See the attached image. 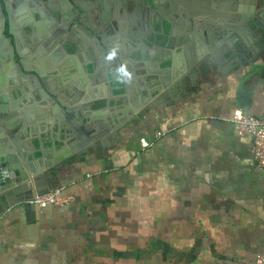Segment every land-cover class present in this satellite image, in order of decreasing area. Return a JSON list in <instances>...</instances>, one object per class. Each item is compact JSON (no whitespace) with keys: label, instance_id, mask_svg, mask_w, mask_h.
Here are the masks:
<instances>
[{"label":"crops","instance_id":"0c3cea01","mask_svg":"<svg viewBox=\"0 0 264 264\" xmlns=\"http://www.w3.org/2000/svg\"><path fill=\"white\" fill-rule=\"evenodd\" d=\"M165 1L156 12L172 22L169 38L152 40L157 25H150L141 45L127 32L108 41L127 68L138 55L150 69L144 78L133 73L126 83L131 102L124 106L132 108L140 98L146 107L108 146L97 139L85 143L89 135L81 114L102 107L97 100L113 99L108 78L114 61L91 44L76 54L57 43L47 50L48 59L58 47L63 54L56 63L62 71L48 85L64 95L75 91L69 112L59 105L55 111L60 124L80 132L82 147L34 191L62 189L73 202L39 210L19 201L6 207L1 199L0 264H255L264 253V171L252 160L251 138L238 135L231 124L240 109L264 118V37L242 32L250 55L241 47L221 52L209 42L210 23L201 22L196 8L174 4L172 10ZM207 10L212 22L213 9ZM169 29L166 23V34ZM92 54L102 74L89 79L78 73L77 63L88 65ZM141 79L149 87L155 80L170 83L167 95L158 100L155 88ZM56 123L32 122L48 161L54 160L51 143L60 133ZM28 139L34 140L27 135L16 140L24 149L31 148ZM142 139L154 147L143 151ZM10 140L0 133V146Z\"/></svg>","mask_w":264,"mask_h":264},{"label":"flooded vegetation","instance_id":"af4514ba","mask_svg":"<svg viewBox=\"0 0 264 264\" xmlns=\"http://www.w3.org/2000/svg\"><path fill=\"white\" fill-rule=\"evenodd\" d=\"M0 1L5 27L10 21L13 23L14 39L12 38L11 41L14 53H16L17 63L11 62L9 43L3 41L1 48L4 50L5 56L0 59V77H7L6 82L2 81L7 83V88H1L3 83L0 82V128L3 126L5 128V122H54L55 119V122L62 123V118L55 111L57 107L55 108L54 104L64 105V110L67 112L69 105L74 104L75 91L71 92L70 95H64L65 92L56 85L55 89L49 93L51 98L40 94L37 91L39 88L37 82L40 81L44 89H47V86L41 81L40 73L33 70L38 69L37 58L46 57L47 50L53 48L56 43L57 46L62 45L66 52L71 50L73 54H76L79 48L85 44L96 47L98 45L99 49L102 47V53L107 57L112 50L108 43L112 39L111 37L118 33L125 34L127 32V37L133 44L136 46L141 45L145 38L142 33L143 30L145 32L150 25L156 26L159 17H162L159 14L156 15L150 12L152 4L149 3V0H147L148 3H146V0H101V2L96 1L92 5L85 6L86 12H84L85 10L82 12L75 6H70L67 0H41V4H38L35 0ZM164 2L166 1L161 0L160 4ZM105 13H109L111 17L106 18ZM79 25L91 31L97 42L95 43L94 38H89L81 33L78 29ZM234 33H237V31H234ZM4 34L9 38L5 30ZM158 36L169 38L162 34L157 25L152 40L154 39L157 42ZM77 37L84 38H81L84 43L80 41L81 46L79 47L75 46ZM239 41L242 40L238 36V40L235 41L237 46L241 43ZM209 42H211L210 39ZM118 55L113 59V65L111 64L109 67L113 71L110 82L116 80L114 77L115 69L122 65ZM134 58L135 62L127 69L131 73L139 74L141 78H144L146 74L150 73V69L146 67L145 63L139 61L138 55H135ZM89 59V63L92 61L94 66L95 63H98L97 68L98 70L101 69V63L96 56L92 54ZM16 65L23 71L24 75L21 74L19 69L17 70ZM103 67L107 68L105 65ZM52 69L50 67V70L45 73L47 81L53 75L54 78L58 79V73L62 71L61 68H58V70ZM91 70L92 65L85 68V71L91 72ZM159 82L162 83V81L155 80L153 84H150V87L148 82H142L141 84H148L146 86L148 89L155 88L156 93ZM109 87L110 89L112 87L111 93L113 96L123 93V91H119L122 90V85L109 83ZM9 88L11 90H8ZM62 96H65V98L63 99ZM118 103L120 107L122 104L119 101ZM39 110L40 112H38ZM37 133L39 134V130L36 127L33 134L38 135ZM11 141L8 144H11Z\"/></svg>","mask_w":264,"mask_h":264},{"label":"water","instance_id":"95a60500","mask_svg":"<svg viewBox=\"0 0 264 264\" xmlns=\"http://www.w3.org/2000/svg\"><path fill=\"white\" fill-rule=\"evenodd\" d=\"M38 4H41V0H35ZM46 1V0H45ZM70 6H75L79 8L82 12L85 10V6H89L94 4V2H101V0H91V1H83V0H67ZM161 0H149V3L152 4L151 13L158 15L156 9L159 8L158 4H160ZM146 3L147 0H146ZM170 8L173 10L175 8L174 4L182 7H188L187 5H191L196 8L198 11V16H200L201 22L203 23H210L209 26L205 25L206 27V36L210 39V43L212 46H215L216 49L220 50L221 52H226L230 49L231 52L235 51L238 48H243L249 55L252 53L251 51L247 50V45L245 40L243 39V33H249L250 31H254L259 37H264V0H169ZM212 4V5H211ZM212 7L213 11L211 16L214 20L211 22L209 19H206L208 13V8ZM189 10V9H188ZM86 12V10L84 11ZM219 14H218V13ZM219 16V20H216L215 17ZM159 22L157 25L159 26V30L164 34V36H170L172 33V22L165 17H159ZM170 26L169 32L165 33V24ZM87 24V23H86ZM78 29L81 33L86 35L89 38H94L91 31L83 27L82 25L78 26ZM7 34L9 38H7L4 34ZM237 31V33H234ZM229 37L226 41L224 40L225 37ZM238 36L242 41H239V46L236 45L238 40ZM14 39V31H13V23L10 21L8 25L4 24V15L2 11V4L0 1V59L4 58L5 53L4 50L1 51L2 42L9 43L10 49V60L11 62L16 63V53H14V47L12 46L11 39ZM77 37L75 46H81V42L84 43V38ZM95 43L97 39L94 38ZM60 45V44H59ZM98 46V45H97ZM58 52L54 53L48 59L40 58L38 69H33L35 72L40 73L41 81L47 86V90H51L48 85V81L46 79V72L50 70V67L55 68L58 70L59 67H56V63L58 60L61 59L63 56L62 52L60 51V47H58ZM88 63V65H82L77 63V70L78 73L84 76L83 72L89 75V79L96 78L101 76L102 71L98 70V63ZM92 65L91 72L85 71V68ZM199 65V64H198ZM17 70L19 69L21 74L24 75L23 71L19 68L18 65ZM200 67V66H196ZM170 70L174 69V63L171 62ZM133 74V73H131ZM0 82H6L7 77L3 76L0 77ZM38 81V80H37ZM2 82V83H3ZM108 82L110 79L108 78ZM39 84V88L37 89L40 94H44L45 96L51 98V95L46 92L41 86L40 81L37 82ZM110 83L122 85L123 91L121 95L113 96V99H109V97H104L103 99L97 100L95 103H102L103 106L96 108L94 110L87 109V113L81 114L85 117V121L83 123L87 124L85 128V132L89 135V141L93 142L96 139L101 142V145L108 146L109 142L113 140V137L116 136L119 131H121L124 127L132 123L134 120L139 119V115L142 113H138L136 116L138 109L144 110L146 105L144 106L146 99L144 100V104L141 103V99L138 98V103L133 104L131 103L132 108L128 106H124L127 102H131V98L129 99L128 90L126 89V83H119L117 80H111ZM165 85L159 82V88L156 89V95L160 96L158 100H161L167 94L165 91L170 86V83L163 82ZM156 87V85H155ZM1 88H7V83H3ZM8 90H11L10 88ZM6 91V89H5ZM188 90H184L187 92ZM11 93V91H9ZM55 93V92H54ZM5 100H7L5 98ZM115 103L116 109L110 110V102ZM121 102L120 107L118 106L117 102ZM61 105V104H60ZM55 108L58 109V105L54 104ZM96 106V105H95ZM63 107L64 105L60 106ZM149 108V107H148ZM147 108V109H148ZM1 109V106H0ZM6 109V107H5ZM112 111V112H111ZM40 112V110L38 111ZM69 111L65 112L68 113ZM67 117V116H66ZM55 118V117H54ZM55 122V119H54ZM69 123V121H68ZM71 123V122H70ZM109 123V124H107ZM57 129H60V133L57 134L56 139H52V147L55 149L53 151L54 160L48 161L46 158V152L43 151L44 143L40 139L39 134L34 135L33 130L35 129L32 122H5L4 126L0 128V133L4 136H9L12 138L11 144L4 143L3 146H0V200L2 199L3 202L6 204V207H13L16 202H20L24 204L25 202H29L34 197V192L36 194L41 195L44 193L34 191L38 190L39 183L45 179L50 178V176H54L58 173V170L68 161L71 159H75L78 157V153L80 152V147L82 145L81 136H79L80 132L78 130H70L65 128L62 124L56 123ZM83 133V132H82ZM19 135L23 137L24 135L34 138V140L28 139V143L31 144V148L24 147V149L20 148L18 140H16ZM73 140V145H69L70 141ZM35 141L38 143V148L35 145ZM59 142L61 147L56 148L55 144ZM90 144V143H89ZM84 145V144H83ZM43 147L41 150L40 148ZM70 150V153L68 151ZM72 152V154H71ZM52 154V153H51ZM37 155H40L37 157ZM24 194L27 195L24 198ZM20 203L16 204L19 205Z\"/></svg>","mask_w":264,"mask_h":264},{"label":"built area","instance_id":"2783aa9c","mask_svg":"<svg viewBox=\"0 0 264 264\" xmlns=\"http://www.w3.org/2000/svg\"><path fill=\"white\" fill-rule=\"evenodd\" d=\"M231 124L238 135H247L252 140L251 156L256 167L264 171V118H256L243 110L233 113ZM140 145L143 151L153 147L142 139ZM62 189H54L41 195H34L31 201L24 204L29 207L45 210L50 207L63 208L73 202L72 198L64 197ZM255 264H264V253L257 256Z\"/></svg>","mask_w":264,"mask_h":264},{"label":"clouds","instance_id":"9594fccd","mask_svg":"<svg viewBox=\"0 0 264 264\" xmlns=\"http://www.w3.org/2000/svg\"><path fill=\"white\" fill-rule=\"evenodd\" d=\"M117 55L116 49L113 48L107 55V60H113ZM114 77L119 83H129L132 79L131 72L127 69L125 65H120L115 69Z\"/></svg>","mask_w":264,"mask_h":264},{"label":"rangeland","instance_id":"374dc122","mask_svg":"<svg viewBox=\"0 0 264 264\" xmlns=\"http://www.w3.org/2000/svg\"><path fill=\"white\" fill-rule=\"evenodd\" d=\"M157 141H158V139H157V136H156V139H155V142H154V146L157 144ZM151 144V143H150ZM153 145V144H152ZM153 146V147H154ZM151 149V148H150Z\"/></svg>","mask_w":264,"mask_h":264}]
</instances>
